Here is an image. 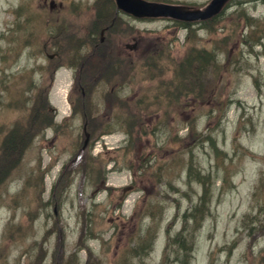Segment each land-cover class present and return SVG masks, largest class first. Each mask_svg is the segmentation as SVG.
<instances>
[{
  "label": "rangeland",
  "instance_id": "1",
  "mask_svg": "<svg viewBox=\"0 0 264 264\" xmlns=\"http://www.w3.org/2000/svg\"><path fill=\"white\" fill-rule=\"evenodd\" d=\"M109 1L0 0V147L29 136L0 161V264H264V2L208 25L125 17L102 43ZM108 45L124 75L90 67Z\"/></svg>",
  "mask_w": 264,
  "mask_h": 264
},
{
  "label": "flooded vegetation",
  "instance_id": "2",
  "mask_svg": "<svg viewBox=\"0 0 264 264\" xmlns=\"http://www.w3.org/2000/svg\"><path fill=\"white\" fill-rule=\"evenodd\" d=\"M252 1H261V0H252ZM107 5H110L113 7L114 5V8L116 9L115 10V15L113 17L112 20H110V23L105 25L100 34L102 33V38L104 37L103 41H102V38H101V42L103 43L104 40H106L105 38V34L103 36V33H107L109 36V31L113 29L114 25H116V21L119 20L121 23L123 21V18H127V21H131L130 23L128 22V26L131 27V28H134V31L140 29V28H136L135 24H138L140 21L135 18L134 16H131V15H127L125 14L124 12H122L121 10H119L116 6V2L115 0H110ZM92 5H90L91 7ZM120 14L122 16H120ZM113 16V14H112ZM111 39H113L112 41H115L117 40V37H110ZM119 40V38H118ZM128 47V46H127ZM129 47L131 48V45L129 44ZM128 47V48H129ZM129 48V49H130ZM102 49H104V47H99L98 46L96 48H93L92 47V53L91 55L88 56L87 58V61L90 65V67H93L95 66L97 63H95L94 61L95 60H98V59H101L104 61L103 64L106 65V62L110 65H114L115 66V69L113 70V72L115 73H122L124 75V73H126L124 67H125V62H126V57H125V52L124 50L121 48V47H117L115 45H108L105 52L101 55H98L99 53L97 52H101ZM106 74V73H105ZM119 75V74H117ZM106 80L107 82L109 83L110 82V77H114V76H110V75H107L106 74ZM69 78L71 79V87L70 89H72L73 93H74V90L77 91V89L81 88L83 89V86L85 87V84L83 83L84 81V76L83 74L81 75V72L79 71L78 73L76 71H72ZM101 78H104L105 79V76H101L100 78H95L94 80H92V83L95 84L97 83ZM122 81L120 82H117L116 84H121ZM69 98H73L72 97V93L70 94ZM91 125V123L89 124V126ZM90 143L88 142L87 146H86V150L90 149Z\"/></svg>",
  "mask_w": 264,
  "mask_h": 264
},
{
  "label": "water",
  "instance_id": "3",
  "mask_svg": "<svg viewBox=\"0 0 264 264\" xmlns=\"http://www.w3.org/2000/svg\"><path fill=\"white\" fill-rule=\"evenodd\" d=\"M227 1L212 0L204 9H193L149 0H116L119 8L137 17H171L185 21L209 19L219 13Z\"/></svg>",
  "mask_w": 264,
  "mask_h": 264
},
{
  "label": "bare ground",
  "instance_id": "4",
  "mask_svg": "<svg viewBox=\"0 0 264 264\" xmlns=\"http://www.w3.org/2000/svg\"><path fill=\"white\" fill-rule=\"evenodd\" d=\"M247 1H250V0H247ZM171 3H172V5L185 7L183 4L174 3V2H171ZM166 18L171 19V17H166ZM199 24H200V22H199ZM201 25H204V24H201ZM190 56H191V54H190ZM206 64H207V61H205L204 56L201 53H199L198 57L195 56V57H192V59L190 58L188 60V64L186 65L185 70H190V69H192V67L193 68L199 67V65L205 66ZM205 67L207 68V65ZM51 119L53 120V125H54V121L56 120V117L53 114L51 116ZM51 119L49 118V121H51ZM132 132H133V130L130 131V134H132ZM19 138H20V140L17 138V140L15 141L14 146H13L14 150L10 153V156L8 158L9 166H6V164H5L2 167V170H7L10 166L14 165L15 162H17L18 158H20L22 151L27 147V145H24V143L29 139V136L24 135V134H20ZM0 169H1V167H0ZM137 255H138V250L135 251V256H137ZM135 256H133V257H135Z\"/></svg>",
  "mask_w": 264,
  "mask_h": 264
},
{
  "label": "trees",
  "instance_id": "5",
  "mask_svg": "<svg viewBox=\"0 0 264 264\" xmlns=\"http://www.w3.org/2000/svg\"><path fill=\"white\" fill-rule=\"evenodd\" d=\"M211 21H213V20H211ZM211 21L204 22L203 24L204 25H208L209 22H211ZM47 104H48L47 98H43L42 106L44 105V107H45L44 112L47 113V116L49 114L50 115V119H51L52 114L48 111V108H46V106H48ZM47 118H48V121H49V117H47ZM50 122L51 121H49V123ZM19 126H22V125L17 124V126L14 127V128H17V129H14V128L10 127L8 129L6 138H4V140H3L2 144H1V147H0V161H3V163H4V160L8 161L10 153L14 150L13 146H14L15 141L17 140V138L20 140V138H19L20 134H24V135L28 136V132H26L25 129H23L24 126H22L23 128H20ZM37 129L38 128H33V131H36ZM17 131H19V132H17ZM17 133H20V134H17ZM5 164H7V163H5ZM11 167L12 166H10L7 170H9Z\"/></svg>",
  "mask_w": 264,
  "mask_h": 264
}]
</instances>
